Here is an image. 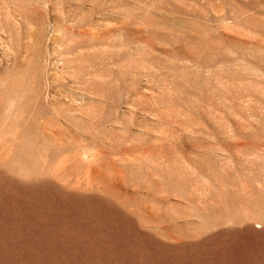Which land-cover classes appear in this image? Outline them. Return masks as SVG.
<instances>
[{
    "label": "rangeland",
    "instance_id": "obj_1",
    "mask_svg": "<svg viewBox=\"0 0 264 264\" xmlns=\"http://www.w3.org/2000/svg\"><path fill=\"white\" fill-rule=\"evenodd\" d=\"M0 264H264V0H0Z\"/></svg>",
    "mask_w": 264,
    "mask_h": 264
}]
</instances>
